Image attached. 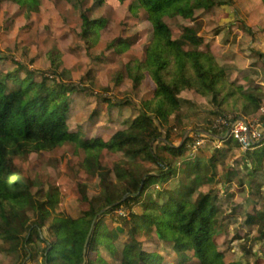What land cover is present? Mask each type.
Segmentation results:
<instances>
[{
	"label": "trees",
	"instance_id": "16d2710c",
	"mask_svg": "<svg viewBox=\"0 0 264 264\" xmlns=\"http://www.w3.org/2000/svg\"><path fill=\"white\" fill-rule=\"evenodd\" d=\"M9 1L19 7L18 12L29 10L38 15L39 0ZM64 1L81 6L87 0ZM91 1L101 7L107 0ZM228 1L133 0L145 14L140 21L151 25L152 41L142 59H129L113 79L116 85L128 79L138 89L148 73L155 84V95L152 100L142 102L141 113L124 120L108 141L88 137L80 127L76 130L70 127L72 96L77 92L91 96L89 89L64 82L62 75L51 81L45 76L38 80L35 72L21 63H17L15 70H0V254L12 257L13 262L21 260L20 264H30L39 257L43 264H228L226 252L220 250L216 240L217 228L222 223L219 196L213 189L199 190L215 182L217 159L225 161L228 151L240 146L228 139L224 150L208 152L207 161L202 162L195 156L186 160L194 145L191 137L178 144L172 139L179 131L183 136L192 123L190 119L179 130L185 115L182 103L186 102L180 96L185 91H193L201 97H211L212 103L227 112L238 110L245 116L260 112L263 100L256 90L244 91L225 81V68L212 52L200 49L193 27L183 28L181 36L175 37L166 23L175 24L180 19L193 21L196 13L209 12L229 4ZM261 2L264 4V0ZM79 20L78 42L92 44L105 20L89 19L86 15L79 16ZM133 21H136L134 16ZM114 43L110 47H115ZM123 44L126 49L129 47L127 42ZM59 57L53 53V65H61ZM4 59L0 52V61ZM103 101L110 115L130 103V100L113 102L109 98ZM224 113L212 111L210 115ZM96 116L98 112L93 111L91 119ZM208 122L214 125V121ZM212 128V134H219ZM198 136L212 140L203 134ZM67 144L75 146L74 155L79 156L86 179L97 177L102 184L101 202L96 203L84 179L76 178L71 190L74 214L59 212L49 218L46 203L36 198L32 183L27 182L16 159L52 154ZM104 152L118 159L107 162ZM243 159L249 160L251 166L247 162L242 173L251 180L260 176L264 144L258 150L243 153L237 162ZM235 173L241 176L240 172ZM229 174L225 185L231 183ZM174 181L175 187L171 188ZM121 209L124 217L113 215L109 219L107 211L117 214ZM251 213L252 223H263L256 240L264 242V201L260 210L252 209ZM114 223L125 230L124 240L122 233L113 227ZM153 237L169 246L174 258L163 260L145 250L140 239ZM103 250L111 254L108 261L101 255ZM231 254L236 261L229 264H247L246 259L249 261L251 256L261 259V254H256L254 247L247 244L242 247L241 259L239 254Z\"/></svg>",
	"mask_w": 264,
	"mask_h": 264
},
{
	"label": "rangeland",
	"instance_id": "374dc122",
	"mask_svg": "<svg viewBox=\"0 0 264 264\" xmlns=\"http://www.w3.org/2000/svg\"><path fill=\"white\" fill-rule=\"evenodd\" d=\"M228 2L229 4L217 6L209 12L196 13L193 21L180 19L175 24L172 21L166 23L172 28L175 37L181 36L183 28L193 27L197 32V45L200 49L212 52L219 65L225 68V81L242 87L244 91L256 90L255 93L263 100L262 110L253 116H245L238 110L227 112L226 109L212 103L211 97H201L193 91L183 92L180 97L186 100L182 103V114L185 115L182 125L178 126L179 130L182 131L190 119L192 123L183 136L179 135L180 131L178 135L173 134V142L182 143L186 139L185 136H190L193 144L203 141L199 152L194 151L192 147L185 156L186 160L195 156L205 162L209 159V151L214 153L216 149L222 151L226 147L220 134H212L211 128L214 125L211 126L208 121H214L215 124L220 118L247 117L243 119L249 121L257 119L260 123L263 122L264 4L261 0ZM18 8L13 1L6 0L0 3V52L2 57L6 58L0 61V70L12 71L17 69V63H21L26 69L35 72L38 80L45 76L51 81L53 77L62 75L61 79L64 82L89 89L91 96L82 92L74 93L72 96L69 120L72 130L80 127L88 137H100L108 141L122 126L124 120H131L141 113L142 102L154 98L155 84L148 73H145L138 89H135L128 79H124L121 85H116L113 79L114 74L119 68H124L129 59H142L145 56V49L152 41L151 25L140 21L145 18V14L133 4V0H125L123 3L119 0H107L106 5L101 7L91 0H87L81 6L66 3L64 0H39L37 13L39 18L35 20L33 19V16H36L35 11L18 12ZM30 15L31 19H28ZM82 15L93 20L102 18L105 20L104 26L97 29L92 44L79 43L77 40L81 32L79 16ZM133 16L136 21H133ZM11 26L13 27L10 29ZM113 42L115 47H110ZM124 42L129 46L127 49ZM52 52L60 56L61 65L52 64ZM103 98H109L113 102L130 100V103L128 106L113 110L110 115ZM93 111H97L98 116L91 119ZM212 111L216 114L218 111H224L225 115L212 116L210 115ZM199 134L209 136L212 140L200 138ZM232 143L236 144V141L232 139ZM74 150L73 144H67L52 154L26 155L16 159L27 182L32 183L36 198L46 203L45 210L49 218L59 212L74 214L71 190H74L76 178L84 179L94 193L96 203L101 202L102 184L97 177L86 179L85 168L79 156L74 155ZM243 153L241 148L232 147L225 161L217 159L215 182L210 187L200 188L199 191L208 192L213 189L219 196L218 206L221 209L222 223L217 228L219 238L216 240L220 250L226 252V262L229 264L236 261L231 253L239 254L238 259H241L242 247L247 244L254 247L256 254H261V259L251 256L249 261L246 259V263L264 264L262 259L264 242L256 240L263 223L256 225L251 221L252 209L260 210L264 201V162L260 176L251 180L241 171L247 162L251 166L250 161L243 159L241 163L237 162L243 157ZM104 157L107 162L118 159L116 155L107 152H104ZM229 168H233L228 171L231 183L225 185L228 176L226 172ZM251 171L249 169V172ZM235 172H240L241 176H237ZM239 179L242 186L237 182ZM175 184L174 181L170 187H175ZM107 212L110 214L109 219L113 218V215H117L118 218L124 217L123 209L117 214ZM113 227L122 233L124 240L127 235L125 230L117 223H114ZM236 236L239 239H234ZM140 240L145 250L154 253L155 257L160 256L163 260L174 258L173 250L160 244L155 237ZM101 255L105 261L111 259L108 251L103 250ZM16 262L12 261V257L0 254V264H20L21 260ZM30 264H43L42 258L39 257Z\"/></svg>",
	"mask_w": 264,
	"mask_h": 264
},
{
	"label": "built area",
	"instance_id": "2783aa9c",
	"mask_svg": "<svg viewBox=\"0 0 264 264\" xmlns=\"http://www.w3.org/2000/svg\"><path fill=\"white\" fill-rule=\"evenodd\" d=\"M213 128L222 140L234 139L244 153L259 149L264 144V124L257 119L249 121L243 118H220ZM202 145L203 141L195 142L193 150Z\"/></svg>",
	"mask_w": 264,
	"mask_h": 264
},
{
	"label": "crops",
	"instance_id": "0c3cea01",
	"mask_svg": "<svg viewBox=\"0 0 264 264\" xmlns=\"http://www.w3.org/2000/svg\"><path fill=\"white\" fill-rule=\"evenodd\" d=\"M21 12H24V10H22ZM37 17V18H36ZM20 19H23L22 17H19ZM28 19H31V15L27 17ZM39 16H33V19H38ZM13 26L10 27V29L12 28Z\"/></svg>",
	"mask_w": 264,
	"mask_h": 264
},
{
	"label": "water",
	"instance_id": "95a60500",
	"mask_svg": "<svg viewBox=\"0 0 264 264\" xmlns=\"http://www.w3.org/2000/svg\"><path fill=\"white\" fill-rule=\"evenodd\" d=\"M185 138H187V136H185ZM165 141V140H164ZM184 142V141H183Z\"/></svg>",
	"mask_w": 264,
	"mask_h": 264
}]
</instances>
